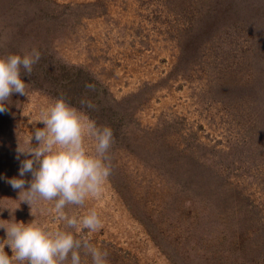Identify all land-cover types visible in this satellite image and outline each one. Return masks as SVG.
Segmentation results:
<instances>
[{
	"label": "rangeland",
	"instance_id": "1",
	"mask_svg": "<svg viewBox=\"0 0 264 264\" xmlns=\"http://www.w3.org/2000/svg\"><path fill=\"white\" fill-rule=\"evenodd\" d=\"M32 48L26 96L0 113V225L64 227L55 201L30 208L7 179L41 109L83 71L96 108L71 105L115 142L100 196L65 209H95L102 227L75 236L108 264H264V0H0V56Z\"/></svg>",
	"mask_w": 264,
	"mask_h": 264
},
{
	"label": "clouds",
	"instance_id": "2",
	"mask_svg": "<svg viewBox=\"0 0 264 264\" xmlns=\"http://www.w3.org/2000/svg\"><path fill=\"white\" fill-rule=\"evenodd\" d=\"M41 59L38 49L27 50L23 55L0 56V113L13 93L26 96V83L22 74L30 77L33 66ZM86 88L93 89L88 84ZM83 108L94 110L96 105L88 100L79 101ZM42 128H35L26 141V147L17 146L20 160L18 177L7 179L14 190H19L22 202L30 208L37 202L55 201L57 216L63 228L49 230L35 220L28 223L11 221L0 225L7 241L0 247V264H81L80 250L89 255L92 264H108V252L93 246L87 238H77L73 230L95 232L102 222L95 209L83 217L69 215V205L83 206L89 197L98 198L102 186L111 175L110 149L115 142L110 126L98 125L81 108L72 106L61 95L46 108L41 109ZM95 142L94 152L85 149V138ZM35 141V145L33 144ZM30 174L31 179L24 177ZM27 185V187H26ZM9 247L12 255L5 251Z\"/></svg>",
	"mask_w": 264,
	"mask_h": 264
},
{
	"label": "trees",
	"instance_id": "3",
	"mask_svg": "<svg viewBox=\"0 0 264 264\" xmlns=\"http://www.w3.org/2000/svg\"><path fill=\"white\" fill-rule=\"evenodd\" d=\"M69 74V73H68ZM82 76H87L89 75L85 74L83 71H79L78 74L76 75L75 79L73 80L72 84L66 85H61L62 88V94L70 104H75V102L80 101L81 99H85V86L84 84H80V82H83ZM68 77H70L68 75ZM69 97V98H68Z\"/></svg>",
	"mask_w": 264,
	"mask_h": 264
}]
</instances>
